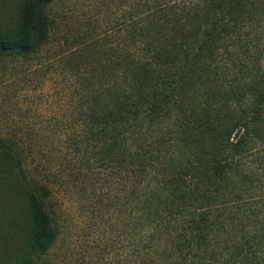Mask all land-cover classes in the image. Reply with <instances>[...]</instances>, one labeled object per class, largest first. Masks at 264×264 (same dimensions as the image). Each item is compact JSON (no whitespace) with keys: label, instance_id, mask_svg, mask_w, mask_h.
I'll return each instance as SVG.
<instances>
[{"label":"trees","instance_id":"trees-1","mask_svg":"<svg viewBox=\"0 0 264 264\" xmlns=\"http://www.w3.org/2000/svg\"><path fill=\"white\" fill-rule=\"evenodd\" d=\"M58 1L0 0V60L67 56L56 159L75 184L112 185L111 198L92 192L128 229L130 263L264 264V68L226 46L259 0H91L82 19L52 13ZM10 141L0 137L1 264H29L56 239V211L19 160L10 167Z\"/></svg>","mask_w":264,"mask_h":264},{"label":"rangeland","instance_id":"rangeland-1","mask_svg":"<svg viewBox=\"0 0 264 264\" xmlns=\"http://www.w3.org/2000/svg\"><path fill=\"white\" fill-rule=\"evenodd\" d=\"M90 1L60 0L52 7V13L58 14L70 6L76 17L82 19L83 13L89 10ZM257 3L258 14L239 22V43L232 45L227 42L226 46L228 54L234 52L238 56L247 46L249 50L246 49L241 58L253 57L264 68V0ZM7 17L6 13L2 15L0 12V25ZM164 32L161 31V34ZM158 35L160 31H149L146 42L154 46ZM50 62L47 50L32 58L15 56L0 60V137L11 140L13 154L9 159L10 167L16 166L19 160L27 178L42 190H49L57 218L56 239L46 251L32 256L29 264H131L128 229L121 233L120 220L115 214H105L92 192L96 189L97 197L99 193H104V198H111L105 190L112 189V185L99 183L93 188L86 183L75 184L64 176L68 168L66 158L56 159L64 138L63 134H54V128H65L66 124L64 119L59 118L60 125L56 118L65 117L67 106L58 98L59 87L55 84L59 81L55 78L63 80V76L68 75L66 69L65 74L58 69L59 66H68V58L66 56L61 60L58 67ZM24 129L33 133L27 144H23L20 137ZM38 150L41 152L38 153ZM109 202L113 203L112 199ZM1 260L3 257L0 256V264Z\"/></svg>","mask_w":264,"mask_h":264}]
</instances>
